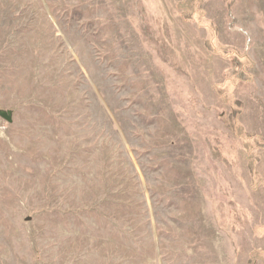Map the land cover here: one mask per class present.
Segmentation results:
<instances>
[{
	"label": "rangeland",
	"instance_id": "obj_1",
	"mask_svg": "<svg viewBox=\"0 0 264 264\" xmlns=\"http://www.w3.org/2000/svg\"><path fill=\"white\" fill-rule=\"evenodd\" d=\"M0 264H264V0H0Z\"/></svg>",
	"mask_w": 264,
	"mask_h": 264
}]
</instances>
